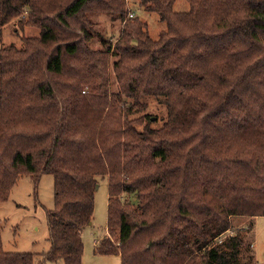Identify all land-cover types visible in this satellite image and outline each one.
I'll list each match as a JSON object with an SVG mask.
<instances>
[{"label":"trees","instance_id":"16d2710c","mask_svg":"<svg viewBox=\"0 0 264 264\" xmlns=\"http://www.w3.org/2000/svg\"><path fill=\"white\" fill-rule=\"evenodd\" d=\"M175 1L140 0L166 22L158 38L135 17L113 42L94 15L123 19L125 0H0V42L14 17L40 28L0 48V202L22 174L55 185L51 249L7 251L0 224V264H82L99 177L117 238L96 252L254 264L242 230L229 231L236 216H264V0H188L186 11ZM152 95L166 105L160 126L144 112Z\"/></svg>","mask_w":264,"mask_h":264},{"label":"rangeland","instance_id":"374dc122","mask_svg":"<svg viewBox=\"0 0 264 264\" xmlns=\"http://www.w3.org/2000/svg\"><path fill=\"white\" fill-rule=\"evenodd\" d=\"M127 12L122 19L119 16L98 13L94 15L97 32L108 39L116 41L121 30L129 21L138 17L147 23L153 38H158L160 31L166 28V22L161 21L156 12L146 10L140 0H125ZM188 0H176L174 9L177 11L189 10ZM21 16L14 17L1 27L2 46L23 45L25 36H36L40 33L37 26L26 25L20 22ZM132 27V26H131ZM100 38L95 37L91 44L94 48H101ZM116 60L110 56L108 71L110 72V91L118 90L120 84L115 76L113 64ZM147 108L144 112L155 115L154 126H160L167 116L166 105L156 96H147ZM136 115H141L137 113ZM141 127V125H140ZM108 178L99 177L95 192V209L93 222L83 230L84 253L82 264H121L117 254L96 252V244L103 237L117 238V232L107 229L108 223ZM55 208L54 176L44 173L36 180L32 174H22L13 186L7 200L0 202V224L3 246L7 251L33 252L39 256L51 249V231L49 227L48 210ZM251 225L250 229H247ZM242 230L246 237L243 248V258L254 255V264H264V216H236L233 218L230 233ZM97 239V240H96ZM250 242V243H249ZM43 264H57L56 261L46 260Z\"/></svg>","mask_w":264,"mask_h":264},{"label":"crops","instance_id":"0c3cea01","mask_svg":"<svg viewBox=\"0 0 264 264\" xmlns=\"http://www.w3.org/2000/svg\"><path fill=\"white\" fill-rule=\"evenodd\" d=\"M97 240V239H96ZM97 245V244H96ZM120 256V255H119Z\"/></svg>","mask_w":264,"mask_h":264}]
</instances>
